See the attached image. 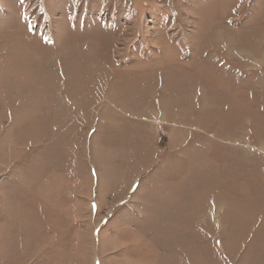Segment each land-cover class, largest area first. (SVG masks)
I'll return each instance as SVG.
<instances>
[{"label":"rangeland","instance_id":"1","mask_svg":"<svg viewBox=\"0 0 264 264\" xmlns=\"http://www.w3.org/2000/svg\"><path fill=\"white\" fill-rule=\"evenodd\" d=\"M0 264H264V0H0Z\"/></svg>","mask_w":264,"mask_h":264}]
</instances>
